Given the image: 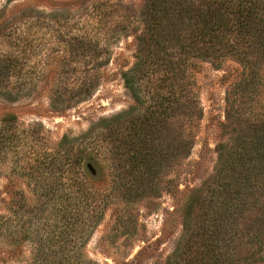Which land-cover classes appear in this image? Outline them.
I'll return each instance as SVG.
<instances>
[{"label": "trees", "instance_id": "trees-1", "mask_svg": "<svg viewBox=\"0 0 264 264\" xmlns=\"http://www.w3.org/2000/svg\"><path fill=\"white\" fill-rule=\"evenodd\" d=\"M148 2L145 31L137 36L146 45L136 48V60L120 72L133 105L98 119L78 136L63 135L47 148L38 144L22 148L20 137L28 141L37 133L36 124L19 129L13 114L0 118V161L10 154L14 173L5 184L9 198L0 212V247L6 255L0 262L98 264L84 249L107 208L115 201L130 203L155 193L168 168L189 156L194 127L203 118L193 89L196 68L227 57L234 58L240 70L225 92L213 171L191 199L184 232L191 236L203 229L192 220L205 201L200 189L213 182V191L234 194L227 214L216 211L212 218L213 250L227 229L233 264L262 261L264 103L256 102L255 89L264 87V1ZM22 7L21 17L28 20L32 10ZM1 20H7L4 12ZM94 77H86L84 95L92 93ZM20 151L28 156L21 158ZM91 163L100 173L99 181L86 169ZM14 177L27 178L32 197L24 195ZM243 216L245 221L239 222ZM117 218L124 226L126 216L120 213Z\"/></svg>", "mask_w": 264, "mask_h": 264}, {"label": "rangeland", "instance_id": "rangeland-1", "mask_svg": "<svg viewBox=\"0 0 264 264\" xmlns=\"http://www.w3.org/2000/svg\"><path fill=\"white\" fill-rule=\"evenodd\" d=\"M148 3L0 0V14L4 12L7 19L0 21V118L13 114L19 129L30 124L37 127V133L28 141L20 137L22 148L54 146L63 135L78 136L98 119L134 104L120 72L134 63L136 48L146 45L137 36L145 31ZM22 6L32 10L28 20L21 17ZM88 36L91 40L87 41ZM239 70V63L232 57L198 65L193 89L203 108V118L194 127L196 137L189 156L178 166L168 168L155 193L132 198L130 203L115 201L109 205L85 246L88 258L98 264H233L229 230H223L214 250L211 231L215 212L222 210L226 215L225 208L234 194L213 191L215 183L211 182L200 189L205 201L196 208L192 220L197 227L204 226L201 234L185 233L184 220L201 182L213 171L225 92ZM88 75H95V82L92 93L84 95ZM258 86L256 102L261 105L264 87ZM19 153L21 158L28 156V152ZM10 158L9 154L0 161V212L3 200L9 198L5 184L14 174ZM86 169L99 181L94 164H86ZM105 178L108 180L107 175ZM14 181L24 195H32L27 178L14 177ZM120 213L126 216L124 226L120 219L116 221ZM245 219L240 217L239 222ZM4 250L0 247V256ZM256 264H264V251L262 261Z\"/></svg>", "mask_w": 264, "mask_h": 264}]
</instances>
